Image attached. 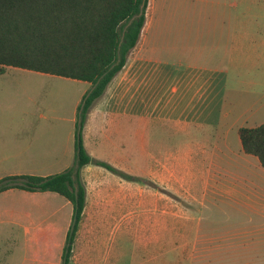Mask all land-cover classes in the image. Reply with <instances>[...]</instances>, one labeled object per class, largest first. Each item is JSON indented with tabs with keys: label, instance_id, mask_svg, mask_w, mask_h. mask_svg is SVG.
Listing matches in <instances>:
<instances>
[{
	"label": "rangeland",
	"instance_id": "374dc122",
	"mask_svg": "<svg viewBox=\"0 0 264 264\" xmlns=\"http://www.w3.org/2000/svg\"><path fill=\"white\" fill-rule=\"evenodd\" d=\"M204 9L211 15L203 13ZM220 9L221 5L212 0H149L146 18L150 27L145 43L156 46L149 52L150 55L160 59L217 60L210 55L199 54V49L190 48L192 45L185 39L184 28L220 24V18L214 17ZM238 9L240 45L233 54L223 49L226 59L235 57L239 61L240 77L230 80V85L234 86V91L230 92L245 101L256 99L258 104H264V0H239ZM244 30L246 32L242 33ZM89 87L84 80L7 66L5 73L0 74V177L7 175V169L15 163L6 157L9 152L2 150L1 143L7 141L9 145L26 140L18 135L1 134L2 131H9L8 127L15 124L38 127V134L34 137L37 143L43 142L46 135L50 140L58 141L61 137L64 143L68 140L72 146L69 165L74 161L75 139L80 132L86 150L95 159L108 161L135 177H121L94 162L84 167L83 174L87 177L82 179L89 182L90 194L74 239L70 264H99L105 253L108 260H118L117 264H153L160 259L165 264H231L230 251L221 249V255L214 254L216 241H189L185 247L183 241H162L156 242L155 246L150 243L144 247L146 241L138 238L140 234L153 239L157 234L186 232L190 236L196 233L230 235L235 227L248 221L251 209L224 192L210 193L201 202L191 201L181 193L173 192L167 179L152 176L154 167H159L157 159L167 155L169 150L182 148L187 140L196 141L205 133L218 134L224 128L214 129L211 124H194L191 127L183 124L178 127L171 124H139L135 119H128L124 124L108 125L103 124L101 112L96 114L90 129L85 128L86 124L80 128L77 105ZM95 102L101 104L102 98L99 97L93 104ZM244 107L235 108L234 113L238 115ZM258 121H264V113L251 114L246 125ZM43 127H54L56 136L52 137V131L45 133ZM230 134L233 148H237L236 126ZM227 160L232 159L225 158L230 171H225L228 173L223 179L232 186V182L237 180L232 173L239 169ZM202 162V156L198 155L199 167ZM195 179L191 183L188 177L181 178L180 187L183 191H199L202 182L200 178ZM56 194L59 197L54 204L36 215L63 226L65 218L62 216L69 215L70 220L72 205L62 204L64 197ZM22 200L24 204H29L28 199L19 196L0 197V211L8 205H24ZM107 237L113 239L111 242L114 239L117 241L109 249ZM169 244H175V249L162 252L163 247ZM31 251L23 224L0 213V264H31ZM60 254L54 259H47L46 264H59ZM151 258L154 260L150 261Z\"/></svg>",
	"mask_w": 264,
	"mask_h": 264
},
{
	"label": "crops",
	"instance_id": "0c3cea01",
	"mask_svg": "<svg viewBox=\"0 0 264 264\" xmlns=\"http://www.w3.org/2000/svg\"><path fill=\"white\" fill-rule=\"evenodd\" d=\"M212 1L221 5L219 12L214 15L220 18V24L184 28V34L187 43L192 45L186 46L199 49V54L210 55L217 60L160 59L150 55L149 52L155 50L156 46L155 44L147 46L145 43L150 27L149 20L146 18L139 40L131 50L134 54L128 56L123 67L107 85L100 97L102 103L95 102L92 105L84 124L86 129H90V124L96 120V114L101 112L103 124L108 125L124 124L128 119H135L139 124H171L175 127L180 124L190 127L194 124L196 126L211 124L214 129H218L222 126L224 129L218 134L205 133L199 138L200 140H187L184 147L169 150L167 155L157 159L159 167H154L152 176L167 179L170 185L168 187L173 192H179L191 201L201 202L210 193L224 192L231 199L242 202L251 209L252 215L248 217V221L235 227L236 229L230 235L196 233L190 236L186 232L157 234L153 239L144 238L140 234L138 238L146 242L152 240L148 242L149 244L145 242L144 247L151 245L150 243L155 246L156 242L162 241H183V247L189 241L206 243L216 241L214 254L221 255V249L230 251L231 264H264V166L256 155L243 151L238 132L241 126H255L264 122L258 121L246 125L251 114L264 113V104L263 102L258 104L259 101L256 99L245 101L246 99L236 97L235 93L230 92L234 91L230 80L240 77L239 61L235 57L226 59L223 49L233 54L240 45L241 28L237 23L240 13L239 0ZM203 13L211 15L205 9ZM146 14L148 15L147 9ZM245 32V30L242 31V33ZM192 34L195 35L192 36ZM198 42H200L199 45H197ZM88 85L90 86L89 82ZM244 105V110L236 115L235 108ZM234 126L237 129L239 143L237 148H233V139L230 134ZM43 128L45 133L52 131V137L56 136L54 127ZM7 129L9 131H2L1 134L18 135L26 139L24 143L9 145L7 141L1 143L2 150L9 152L6 157L15 162L10 169H7V174L47 175L60 171L71 163L72 146L68 140L66 143L62 137L58 141L50 140L49 135H46L43 142L37 143L34 137L37 136L39 128L36 126L15 124ZM198 155H201L203 159L200 167L197 163ZM225 158L232 159L233 161L226 162H233L239 169L232 173V176L237 179L232 182V186L227 185L223 179L228 173L225 171H230L226 167ZM161 163H163L162 166ZM87 165L81 168L82 177L86 176L83 174V169ZM186 177L191 180V183L197 180L195 178H200L201 189L183 191L180 187L181 178ZM84 183L85 210L90 187L88 181L85 180ZM190 186L193 187L192 184ZM56 193L60 194L52 190L30 191L17 187L0 191V197L19 196L29 201L27 205L22 200L24 205L19 207L15 204L8 205L0 213L23 224L24 234L32 248L31 264H46L47 259H54L62 250L65 240L63 232L71 220L69 215L62 216L65 218L63 226L36 215L37 212L41 214L44 209L43 212H45L51 204H54V200L59 197ZM62 196L64 197V200H61L62 204L72 205L64 195ZM183 219L188 220V218ZM112 240L107 237L106 241L109 243L107 249L117 242L116 239L114 242H111ZM158 246L160 247L161 244ZM175 247V244H169L163 247L162 252ZM205 252L207 254L208 251L205 250ZM106 257L105 253L99 264H117L118 260L111 261ZM149 260L152 261L154 258ZM153 264L165 263L160 259L155 260Z\"/></svg>",
	"mask_w": 264,
	"mask_h": 264
},
{
	"label": "trees",
	"instance_id": "16d2710c",
	"mask_svg": "<svg viewBox=\"0 0 264 264\" xmlns=\"http://www.w3.org/2000/svg\"><path fill=\"white\" fill-rule=\"evenodd\" d=\"M149 0H0V73L6 66L56 74L90 83L77 105L82 128L93 102L125 64L146 21ZM243 151L256 155L264 166V122L241 126ZM132 179L135 176L95 159L85 148L81 133L75 139L71 165L47 175L7 174L0 191L17 187L52 190L72 203L69 227L59 264H70L73 243L85 207L86 187L81 168L88 163Z\"/></svg>",
	"mask_w": 264,
	"mask_h": 264
}]
</instances>
